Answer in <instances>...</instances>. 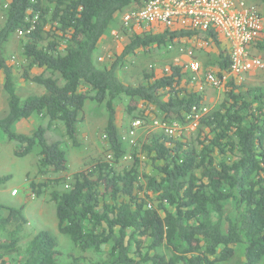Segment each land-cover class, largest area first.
Returning <instances> with one entry per match:
<instances>
[{
  "label": "trees",
  "instance_id": "obj_1",
  "mask_svg": "<svg viewBox=\"0 0 264 264\" xmlns=\"http://www.w3.org/2000/svg\"><path fill=\"white\" fill-rule=\"evenodd\" d=\"M142 4L143 0H0V72L6 95L0 131L14 144L15 157L37 151L41 181L30 182V192L54 204L59 234L79 251L70 256L69 264H220L231 260L237 247L242 250L237 264H260L264 87H245L236 77L226 76L223 99L196 123L194 145L159 130L146 135L139 146L123 141L117 100L127 99V112H139L136 119L174 122L186 130L192 109L205 107L206 88L199 91L201 80L192 81L193 74L176 60L158 73L144 72L140 84L127 85L117 76L127 56L191 43L198 36L220 50L215 74L220 80L230 66L229 47H221L214 29L200 34L157 25L150 26L156 31H134L114 61L100 68L94 57L112 22L127 8ZM13 35L20 38L24 58L21 77L44 89L39 96L17 95L14 67L5 56ZM86 101L106 111L105 159L64 176L66 154L61 143L48 142L46 134L62 125L65 138L79 147ZM33 117L46 124L14 130ZM125 142L136 146L132 161L117 169L127 154ZM142 163L150 172L139 170ZM8 177H0V184ZM23 209L0 205V264H61L50 232L40 231L23 244ZM85 254L101 257L92 260Z\"/></svg>",
  "mask_w": 264,
  "mask_h": 264
},
{
  "label": "rangeland",
  "instance_id": "obj_2",
  "mask_svg": "<svg viewBox=\"0 0 264 264\" xmlns=\"http://www.w3.org/2000/svg\"><path fill=\"white\" fill-rule=\"evenodd\" d=\"M257 4V8L263 23V31L260 34L259 39L252 45V52L260 57H264V2L263 0H253ZM122 13V12H121ZM121 15L116 17V20L112 22L109 34L106 35L95 54L96 64L101 67H107L114 59L121 53L122 48L128 43V36L134 31H142V29L157 30V27L150 26H130L132 31H125L121 23ZM3 21V12L0 8V25ZM186 47H191L192 44L188 42H182ZM210 47L204 50H195V55L201 64L203 73L210 72L217 74L219 72L218 62L220 50L210 42ZM174 46V45H172ZM225 45H221L224 47ZM8 62L14 67V83L17 91V95L21 99H25L29 96H39L44 93V89L40 86L34 85L28 81H25L21 75L23 71L24 58L21 54L20 38L13 35L6 44V54ZM173 60H176V55L167 52L164 48L154 49L148 52H136L127 56L117 71L118 78L127 85H137L143 82V73L154 71L158 73L164 66L170 65ZM151 66V67H150ZM151 69H150V68ZM33 73H36L33 70ZM201 80V77L199 78ZM238 84L245 87H264V74L259 72H251L245 75ZM223 85L220 84L217 87H207L204 89V105L209 110H214L216 106L223 99ZM129 102L127 99L121 98L115 102V109L117 115V124L119 126V132L121 138H128L127 134L131 128V124L139 117L138 110L131 114L127 112ZM6 107V95L3 90V75L0 72V113L4 111ZM106 111L102 105H98L92 101H86L83 112L82 122L79 124L78 139L80 141L79 147H73L71 143L65 138L63 134V127L56 126L49 130L46 134L48 142L59 141L61 148L66 154L67 158V170L64 176H70L74 173L84 171L88 169L93 163L99 160L105 159L104 147H103V129L106 124ZM140 120V119H136ZM142 128L135 132L134 142L137 145H141L146 135L151 132H156L153 128L152 121L147 117L140 120ZM46 124L45 121H40L38 118L33 119L28 124L16 125L15 131L25 132L31 128H35L38 125ZM177 136H180L184 141L194 145L197 136L196 129H187L180 131ZM136 147V146H135ZM135 147H130L125 142V148L127 150L126 156L117 164L116 168L121 169L124 166L131 164V154ZM14 144L9 142L6 135L0 131V177L9 176L4 184H0V205L3 207H24L23 214L27 220V224L24 230L25 241L33 237L40 231H48L57 240L58 249L61 252L59 261L61 264H69L70 256L79 254V251L72 245L69 238L59 234L57 230V219L55 213V207L52 202L45 196L34 197L30 192V182H40L41 177L37 174V151L33 154L27 155L22 158H17L13 155ZM143 160V159H142ZM143 162V161H142ZM142 172H150L149 166L141 164L139 169ZM4 214V211H0ZM235 256L224 263L220 264H237L241 261L242 250L240 247L235 249ZM86 255V254H85ZM99 255L87 254V259H98ZM264 264V258L261 262ZM260 263V264H261Z\"/></svg>",
  "mask_w": 264,
  "mask_h": 264
},
{
  "label": "built area",
  "instance_id": "obj_3",
  "mask_svg": "<svg viewBox=\"0 0 264 264\" xmlns=\"http://www.w3.org/2000/svg\"><path fill=\"white\" fill-rule=\"evenodd\" d=\"M32 2L38 0H31ZM121 23L126 31H132L130 26H162L166 29L174 27L205 33L214 29L227 42L229 47V72L220 80L215 74L203 73L196 58L195 50L210 47V40L193 36L192 46H168L170 53L176 55V61L185 65V69L193 74L192 81H198L199 91L204 87H217L226 76L236 77L239 81L251 73L264 74V57L255 55L251 47L259 39L263 31V23L258 8L247 0H143L139 7H130L121 13ZM22 33H18L21 36ZM185 57V58H184ZM208 110L205 107L193 108L189 117L187 129H195L199 118ZM153 128L167 136H176L183 130L177 123L153 121ZM186 127V126H185ZM142 128L140 120H134L127 134L122 138L134 144L135 132Z\"/></svg>",
  "mask_w": 264,
  "mask_h": 264
},
{
  "label": "crops",
  "instance_id": "obj_4",
  "mask_svg": "<svg viewBox=\"0 0 264 264\" xmlns=\"http://www.w3.org/2000/svg\"><path fill=\"white\" fill-rule=\"evenodd\" d=\"M247 2H249L250 4H254V5L257 6V4L255 2H253V0H247ZM220 37H221L222 45H228V42L221 35H220Z\"/></svg>",
  "mask_w": 264,
  "mask_h": 264
}]
</instances>
